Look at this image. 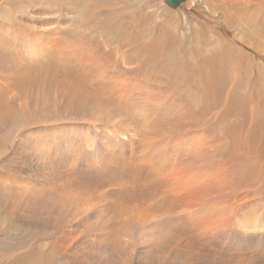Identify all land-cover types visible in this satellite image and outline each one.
Returning a JSON list of instances; mask_svg holds the SVG:
<instances>
[{
	"label": "rangeland",
	"instance_id": "374dc122",
	"mask_svg": "<svg viewBox=\"0 0 264 264\" xmlns=\"http://www.w3.org/2000/svg\"><path fill=\"white\" fill-rule=\"evenodd\" d=\"M111 1L110 8L127 14L122 20L126 36H115L106 52L95 49L114 79L125 77V70L133 72V79L142 78L132 60L149 54L140 48L147 38L139 36L147 19L154 28L150 36L161 32L167 42L176 37L181 41L176 45L184 44L188 52L220 45L213 35L210 43L193 36L194 17L208 20L203 8L190 11L181 4L179 20L172 22L160 9L157 18L147 11L152 0ZM3 2L0 8L6 6L15 19L9 27L0 25V32L22 35L16 34L15 47L0 44V95L6 107L0 121V264H264V132L252 138L248 114L241 118V129L222 120L229 109L226 94L239 90L228 87L219 104L208 105L195 90L164 84L165 76L156 71L140 86L134 80V86L124 87H100L103 80L79 67L17 73L32 63L14 56L27 52L23 40L28 47L29 35L54 32L57 24L63 31L71 24L78 33L77 23L62 0ZM19 4L26 11L17 10ZM163 5L166 13L176 11ZM188 10L193 14H185ZM226 22L214 30L229 38L233 32L225 30H231ZM241 32L235 33L237 40L245 37ZM243 43L241 50L258 61L259 54ZM9 76L15 84L10 88ZM68 86L93 101L67 94ZM250 92L245 88L239 94L242 99L252 94L246 103L255 113L264 112L261 103L248 102L259 97L264 103V86ZM220 121L222 130L216 126ZM248 151L260 161L257 179L234 165Z\"/></svg>",
	"mask_w": 264,
	"mask_h": 264
},
{
	"label": "bare ground",
	"instance_id": "6f19581e",
	"mask_svg": "<svg viewBox=\"0 0 264 264\" xmlns=\"http://www.w3.org/2000/svg\"><path fill=\"white\" fill-rule=\"evenodd\" d=\"M9 1L11 0H6V2H3V3H10ZM62 1H64V3H66V5L69 7V10H71V12L74 13V16L72 15L73 16L72 21L74 23H77L78 33L76 32L75 27L72 26L71 24L69 25L66 31L59 30L61 28L57 26L58 24L57 25L55 24L56 28L54 32L51 31L52 34L51 32H46V33H39V34L33 33V35H29L30 38L28 42H30V45L28 47L25 44V41L22 39L24 42L22 43V45L23 44L24 45L23 47L22 45H20V47L26 48L24 49V51H27V52L22 51L23 53L20 52V54H18L19 52L17 51L18 53L16 52L14 53L15 54L14 55L10 49V51L12 52L11 53L12 55L11 54H8V55L9 56L11 55L12 56L11 58H13L14 56L15 57L20 56L24 58L26 57V58H29L32 61V63L29 66L23 67L20 70L16 71L17 73H20L22 71L29 72L30 68L40 69L45 74L50 69H54V71L52 72H56L55 70L56 68L57 69L62 68L66 71H69L73 68L79 67L83 70L85 69V72L90 73V75H92L91 72L93 71L94 76L92 75V77L98 78L100 81L103 80L102 84L100 83L101 84L100 87L107 86V85L124 87L126 85L127 86L133 85L132 83L135 81L138 82L139 84L138 86H140V83H142V81L150 79V77L153 76V72L156 71L157 74L160 73L165 76V77L162 76L163 79L166 78L164 79L165 80L164 84L175 87L177 89L195 90L201 94L199 99L207 103L208 105L219 104L220 94L222 93V91L225 89H228V87L230 89L231 87H235L239 91L237 93H232L233 90L229 89L230 93L226 94V97L224 99L225 102L227 101V106L229 107V109H226L223 111L222 120H225L226 122H228V125L230 126L237 125L238 128L241 129L242 127L241 118H246L247 117L246 115L248 114L250 117L247 119V121L249 122L252 121L253 122L252 127L254 126L252 128V138L256 134H259V133L261 134L264 132V117L262 118V114L264 116V112L261 109L262 114L259 111L255 113V108H253L254 105L250 107L248 103H246L247 100H251L252 94H249V98L248 96H244L243 99L239 94L241 89L248 88L249 91H251L250 93H252L253 91L256 92L260 90V85L262 87L264 86V0H189V1L182 0V2L178 0L173 3L169 2L168 0H162V2H164V5L161 2V0H152V4L148 1L151 5L150 7H148L147 11L148 10L154 11L153 12L154 18H157V16L159 15V12H160L159 9H160L161 13L164 15H167V17L170 14L169 21H172V22H173L172 19H175V20L178 19L179 12H181V10L178 7L182 6L183 4L184 6L186 5L187 7H189L190 11L191 10L194 11V9H198V8H203L204 10L202 12L206 13L208 20L209 18H211L212 21H208L207 19L206 20L209 23H211L212 26H210L207 21L201 22L198 19H195L194 17L193 21L195 22L193 23V30H194L193 36H199V38L201 39V43L203 42L210 43L211 42L210 40L212 39L209 38V36L213 35L214 40L217 39V38L215 39V37H218L216 41H219L220 45L219 46L217 45L216 47L208 45L203 50H202V47L198 46V47L193 48L191 50L192 52H188L183 47L185 45L182 44L183 46H181L180 45L181 41L176 40L175 39L176 37L173 38V41L167 42L166 40L165 41L162 40L161 32L160 34L156 35V37L150 36V33L151 32L153 33L154 28L151 26V23L147 19L146 21L147 25L145 27L144 25L142 26V28L143 27L144 28L140 30L139 36L147 38L146 43L141 44L140 48L142 51L145 50V52L149 54L137 55L132 60V64L134 65L138 62V65L134 68L135 69L134 71L136 72V74H139V76L142 77V78H139L140 80H136L137 77L136 79H133L134 77H131L133 75L130 74L133 72L130 70L123 71L124 74L126 75L125 77L120 78V79H114L112 75L110 76L108 67L106 63L103 62L104 59L101 60V56L97 52V50L100 51L102 49L103 50L105 49V52H106L108 50L107 48L110 47V41L115 36L122 35L121 39H123L124 36H126L122 33L124 31V24H122V20L125 18L127 19L126 17L127 14L124 15V12L122 10L110 8L111 7L110 5H113L111 0H108V1L107 0H62ZM130 3H134V2H130ZM161 4L163 6L166 5L165 7H167L171 11H174V10L176 11L171 12V13H166L165 11H163ZM26 5L28 6V4ZM40 5H41V2H40ZM18 6L19 7H17V10H21V11L25 10L26 6L24 7V4H19ZM133 6L130 5L128 9L132 11L133 10L136 11L134 9L136 5L134 7ZM5 7H2L1 5V8H0L1 9L0 16L2 17L0 25L3 27L4 26L9 27L11 26L9 24L11 23V21H13V19H15V17L12 16L11 10L8 11L5 9ZM102 7H105L106 10L102 9ZM207 10H209L210 12L208 13ZM241 10L244 14L241 12ZM190 11L188 10L187 12H185V14H187L188 16L193 14V12H190ZM239 12L241 13V16L242 15L245 16V19L242 17L243 19L242 20L241 16L238 17L237 14H239ZM213 13L214 15L216 14L215 17ZM139 14L140 13H138L137 15ZM138 18H140V15L138 16ZM161 18L162 17H159L158 19H161ZM223 21H228L229 23L226 22V24L231 29V30H228V28L227 29L225 28V30L227 32L229 31L233 32L232 36H230L229 38H227L226 36L220 35L221 32L218 33L217 35L216 31L214 30L216 26L217 27L218 25L221 26L222 25L221 22ZM7 22L8 23L10 22V23L8 24ZM163 22L165 24L168 23V21L166 20H164ZM202 25H203V28L207 27V32H205L206 29H202ZM17 28H18V25H17ZM240 30L244 33L245 37L241 39L238 38L240 41H242L239 43V40L236 39L235 33L237 32L239 34ZM85 31H87V33ZM16 34H18V37H19V35L21 34V31L11 32L7 30H3L2 32H0V44L2 45V42L3 43L8 42L7 44H5L7 47L9 48L15 47V45H17ZM24 34H26V32H24ZM240 35L242 36V34ZM194 38H193V41H195L197 37L195 38V40ZM68 39L71 40L73 45L68 44V42L66 41ZM135 39L137 38L135 37ZM207 40H209L210 42H207ZM178 41L180 43L176 45L177 44L176 42ZM224 41H225V44H223ZM243 41L246 42L249 47H251L256 53L259 54L260 59H258V61L254 60L251 55H247L241 50L242 47L240 45L244 44ZM1 45L0 47H2ZM47 45H50L49 49L46 47ZM110 50L113 54L114 52L113 48H111ZM132 52L137 53L135 51H132ZM107 55L110 56V53ZM33 75H37V74L35 73ZM11 77L12 76H9L8 81H10V79L12 80ZM85 77H87V75ZM95 78L93 80L94 82H96ZM17 79H19V77L16 78V80ZM163 79L161 78V80ZM19 82L20 81H18L17 84ZM3 83L2 84L0 83V86L2 85L4 86ZM97 83L99 82L97 81ZM66 84H72V82H66ZM12 85H15V84L13 82H11V84H8V88H10ZM5 88H7V85L5 86ZM75 89H76L75 87L71 86L68 89L67 94L73 95L77 97L78 99L82 98V99H85L91 102L93 101V99L89 95L86 94V96L83 97L81 94L82 91L78 89L75 90ZM231 93L233 95L232 98H231ZM4 101L5 100H3L2 96L0 95V121L1 120L4 121L3 117L5 116V111H6L5 110L6 107L3 106ZM248 102L250 104H255V105L261 103V106L263 107V110H264V103L263 101L260 100L259 97L257 98V102L255 101L254 102L248 101ZM94 109L100 112L103 111L101 110L99 106L94 107ZM220 115H221V112L219 110L218 116ZM232 119H235V120H232ZM216 126H218L220 130L223 129L221 121L218 124H216ZM230 128L233 130L232 127ZM231 133H232L231 131L227 132V134H231ZM236 135L238 138H240V130L238 133H236ZM254 154H255L254 151H248L247 153L243 155L237 156L236 159L234 160L235 162L234 165L235 164L238 165L236 169H238L240 173L250 176L251 175L250 172H251L253 174V178L257 179L259 176V172H258L259 170H258L257 165L259 164L260 161L254 156ZM260 167L262 166L260 165ZM0 230H3V229H1L0 227ZM30 264H37V263L34 262L33 260L30 262ZM56 264H61V263L56 262Z\"/></svg>",
	"mask_w": 264,
	"mask_h": 264
},
{
	"label": "water",
	"instance_id": "95a60500",
	"mask_svg": "<svg viewBox=\"0 0 264 264\" xmlns=\"http://www.w3.org/2000/svg\"><path fill=\"white\" fill-rule=\"evenodd\" d=\"M169 2H171V3H173V2H176V1H178V0H168Z\"/></svg>",
	"mask_w": 264,
	"mask_h": 264
}]
</instances>
